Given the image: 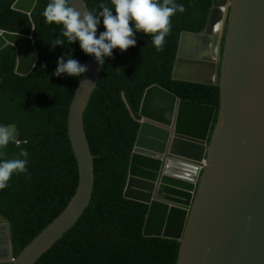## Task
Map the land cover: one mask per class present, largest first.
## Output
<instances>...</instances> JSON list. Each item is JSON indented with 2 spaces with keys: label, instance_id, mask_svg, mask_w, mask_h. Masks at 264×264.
I'll list each match as a JSON object with an SVG mask.
<instances>
[{
  "label": "water",
  "instance_id": "water-1",
  "mask_svg": "<svg viewBox=\"0 0 264 264\" xmlns=\"http://www.w3.org/2000/svg\"><path fill=\"white\" fill-rule=\"evenodd\" d=\"M37 3L16 0L13 7L32 13ZM71 3L90 10L87 0ZM187 40L194 43L184 51ZM8 44L16 47L15 72L30 74L38 61L33 35L0 28V50ZM206 45L213 56L203 53ZM85 65L68 114L77 191L14 261L11 225L0 214L8 246L0 263L37 264L90 207L95 157L84 112L102 65L93 55ZM172 78L217 85L218 108L180 99L160 85L148 87L124 198L148 206L144 237L180 243L177 264H264V0H213L204 31L181 33ZM10 126L17 141L20 132Z\"/></svg>",
  "mask_w": 264,
  "mask_h": 264
},
{
  "label": "trees",
  "instance_id": "trees-1",
  "mask_svg": "<svg viewBox=\"0 0 264 264\" xmlns=\"http://www.w3.org/2000/svg\"><path fill=\"white\" fill-rule=\"evenodd\" d=\"M15 1L0 0V28L32 34L38 51L33 70L21 75L15 72L14 44L0 50V125L15 124L20 131L19 143L11 142L0 159H15L22 149L29 153L27 172L13 173L7 187L0 190V214L11 225L17 258L62 214L77 191L78 164L69 138L68 114L81 76L53 73L59 57L66 61L70 54L85 65L88 55L78 41L69 44L61 35L62 25L46 22L43 11L50 0H38L32 13L15 9ZM174 2L185 11L170 18L171 32L162 52L154 47L151 35L136 32L134 47L123 52L114 49L112 57L105 59L84 112L95 157L92 202L74 228L37 264H177L180 243L144 237L148 206L124 198L140 128L139 110L148 87L160 85L180 99L218 108L217 85L172 78L181 33L204 31L213 0ZM101 3L111 7L110 0H87L90 10L97 12ZM98 28L105 31L102 18ZM57 38L64 39V45L53 48Z\"/></svg>",
  "mask_w": 264,
  "mask_h": 264
},
{
  "label": "clouds",
  "instance_id": "clouds-1",
  "mask_svg": "<svg viewBox=\"0 0 264 264\" xmlns=\"http://www.w3.org/2000/svg\"><path fill=\"white\" fill-rule=\"evenodd\" d=\"M110 2L111 7L105 3L99 4L98 8L101 10L97 12L88 10L84 3L80 5L81 10H77L72 6L71 0H50L43 11V16L48 23L62 25L61 35L69 44L78 41L86 55H93L98 64L103 65L106 58L112 57L114 49L118 48L123 52L134 47L136 32L151 35L154 47L158 52H162L165 37L171 32L170 18L177 11L181 13L185 11V7L176 4L174 0H162V3L159 0H110ZM101 18L105 31L100 32L97 37ZM63 45L64 39L57 38L52 47ZM87 71V65H82L69 54L66 61L64 56L58 58L53 74L57 77L62 74L80 77ZM11 142L19 143L16 141L14 128L10 125H0V158L4 157V150ZM28 156V151L22 149L15 159H0V190L7 187L13 173L27 172ZM4 237L0 236V258L7 256V247L2 245ZM11 258L14 261L12 248Z\"/></svg>",
  "mask_w": 264,
  "mask_h": 264
},
{
  "label": "bare ground",
  "instance_id": "bare-ground-1",
  "mask_svg": "<svg viewBox=\"0 0 264 264\" xmlns=\"http://www.w3.org/2000/svg\"><path fill=\"white\" fill-rule=\"evenodd\" d=\"M215 26H216V30H217L218 27H221V23L219 25H215ZM192 43H194V41H192V40H187L186 42H184L183 50L185 51V49L188 47V45H192ZM195 43H197L199 46L201 44V42H196V41H195ZM203 48H204L203 53H205V54H211V55L213 54V50L212 49H208L207 48V45L204 46Z\"/></svg>",
  "mask_w": 264,
  "mask_h": 264
},
{
  "label": "rangeland",
  "instance_id": "rangeland-1",
  "mask_svg": "<svg viewBox=\"0 0 264 264\" xmlns=\"http://www.w3.org/2000/svg\"><path fill=\"white\" fill-rule=\"evenodd\" d=\"M216 38H219V36H216V37H215V41H216ZM216 48H217V47H216ZM2 245H4L5 247H8V246H7V238H6V237L3 238Z\"/></svg>",
  "mask_w": 264,
  "mask_h": 264
},
{
  "label": "flooded vegetation",
  "instance_id": "flooded-vegetation-1",
  "mask_svg": "<svg viewBox=\"0 0 264 264\" xmlns=\"http://www.w3.org/2000/svg\"><path fill=\"white\" fill-rule=\"evenodd\" d=\"M220 38V37H219ZM219 38H217V40H219Z\"/></svg>",
  "mask_w": 264,
  "mask_h": 264
}]
</instances>
